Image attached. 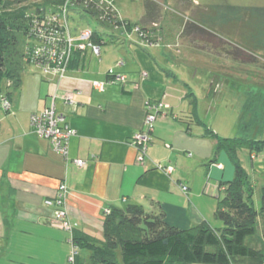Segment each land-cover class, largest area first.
I'll return each instance as SVG.
<instances>
[{"label": "crops", "instance_id": "obj_1", "mask_svg": "<svg viewBox=\"0 0 264 264\" xmlns=\"http://www.w3.org/2000/svg\"><path fill=\"white\" fill-rule=\"evenodd\" d=\"M165 9L146 1L139 23L149 27L160 21L158 44L114 40L102 46L100 56L87 49L64 75L29 66L11 110L0 103V264H69L73 232L59 228L54 209L46 205L61 184L67 185L76 236L103 241L106 211L132 205L161 209L170 225L183 230L213 223L220 183L232 180L234 169L225 153L215 160V144L193 112L213 126L200 116L192 101L196 95L185 103L187 89L173 72L186 56L196 55L202 28L180 12L164 15ZM214 50L219 55L214 64L232 62L223 44ZM148 101L167 106L152 129L145 125ZM53 105L75 131L67 157L31 124L33 115ZM208 107L205 115L215 111ZM138 133L151 138L142 160L133 140ZM239 158L248 173L255 171L258 157L242 151ZM77 160L86 166L78 167ZM90 253L81 250L82 259Z\"/></svg>", "mask_w": 264, "mask_h": 264}, {"label": "trees", "instance_id": "obj_2", "mask_svg": "<svg viewBox=\"0 0 264 264\" xmlns=\"http://www.w3.org/2000/svg\"><path fill=\"white\" fill-rule=\"evenodd\" d=\"M98 1L0 0L2 108L4 100L11 105V98L21 92L23 75L29 66L42 68L50 63L51 56L47 54L55 45L51 43L55 39L54 31L62 28L60 22L50 26L47 23L53 17H60L65 8L68 21L71 12H77L97 25L92 29L90 40L80 39L81 32L75 35L70 29L75 47L67 70L84 58L87 49L97 56L92 47L101 49L108 44L106 37L111 42L119 40L117 36L104 34L103 30L130 35L134 28H139L143 34V37L138 34L141 41L149 45L160 42L159 28L133 26L117 12L106 11ZM24 40L35 42L25 44ZM80 44L85 45L84 50L76 47ZM42 48L45 52L37 54ZM61 54L59 48L58 58ZM193 116L214 142L215 160L225 153L235 169L232 180L220 183L221 196L217 200L213 223L183 230L170 225L161 209L147 212L142 206L135 205L114 208L106 214L103 241L76 236L73 230V244L78 249L74 264H264V185L261 206L257 209L254 201L256 184L239 158L242 151H247L253 159L264 151V92L260 89L248 92L240 116L239 135L235 138L220 137L195 112ZM81 250L90 251V257L82 259Z\"/></svg>", "mask_w": 264, "mask_h": 264}, {"label": "rangeland", "instance_id": "obj_3", "mask_svg": "<svg viewBox=\"0 0 264 264\" xmlns=\"http://www.w3.org/2000/svg\"><path fill=\"white\" fill-rule=\"evenodd\" d=\"M166 7L170 11L163 10L164 15H172L171 11L180 12L187 21L192 18L202 28V35H197L201 41L196 45V55L186 56L185 61L173 70L180 80L178 85L187 89L185 103L189 105L193 99L191 94L196 95L197 99L192 101L199 104L200 116H207L206 121L213 130L223 138L237 137L248 92L258 89L264 92V0H167ZM115 9L122 19L134 26L145 16L146 1L116 0ZM69 26L72 33L97 28L92 19L77 12H71ZM103 33L125 42L139 41L136 34L129 37L119 31L103 30ZM106 40L108 44L103 47L111 42L107 37ZM28 42L35 41L24 40L25 44ZM222 44L231 51L233 59L218 66L212 60L219 57L213 48ZM208 106L215 111L205 115L202 111L208 110ZM257 163L255 171L248 169V174L257 187L254 201L259 209L264 185V151L258 155ZM250 166L247 164L248 168ZM233 173L231 179L235 176V169Z\"/></svg>", "mask_w": 264, "mask_h": 264}, {"label": "built area", "instance_id": "obj_4", "mask_svg": "<svg viewBox=\"0 0 264 264\" xmlns=\"http://www.w3.org/2000/svg\"><path fill=\"white\" fill-rule=\"evenodd\" d=\"M146 1L159 4L169 10V8H167L166 5L163 4L164 0H146ZM115 2L116 0L98 1L99 5L102 8H105L106 11H110V12H117L115 9ZM58 22H60V27L62 29L54 31L55 34L53 35L55 39H53L51 43H55V45L53 49L47 54L51 56L49 58L50 63L43 66L42 69L45 73H54V74L56 73L59 75H64L67 71V66L71 58L72 48L73 46L75 47L74 39L70 33V28L68 27L69 21L67 18L66 8L63 10L62 15L60 17H53L50 20V23L49 24L47 23V25L50 26V24L58 23ZM42 26H45V22H42ZM152 27L159 28V25L153 24ZM131 34H136L137 36L138 34H140V36L143 37V34L140 32L139 28H134ZM131 34L127 36L130 37ZM79 38L82 40H90L92 38V30H83L80 33ZM76 47H78L80 50L85 49V45H81V44L77 45ZM59 48L62 49V54H61L62 56L60 58H58L57 56ZM92 49L94 51V54H96L97 56L101 55V49L99 47L93 46ZM44 52L45 50L42 48L38 50L37 54H43ZM113 74H114L113 71H111L110 75ZM118 79L123 82L125 81V77L123 76H118ZM66 101L72 102V96L67 95ZM2 105L4 110L6 111H9L11 109V105L7 100H4ZM166 107L167 106L162 101H157L155 103L149 101L146 102L147 117L145 120V125L149 127V129L153 128L157 120V117L162 113L164 109H166ZM31 124L35 132H37L40 136L48 139L51 142L52 147L56 153L62 155L63 157L68 156L69 142L70 139L75 135V131L65 123L64 117L56 111L54 105L47 108L43 113L39 115H33ZM133 140L135 143L134 145L137 147L139 151V160H142L147 152L151 138L148 133H138L133 137ZM75 163L78 167L86 166V162L82 160H77L75 161ZM168 171L171 172L172 169L170 168L168 169ZM181 189L184 193L188 192L187 186L182 185ZM67 191H68L67 185L61 184L58 189L56 198L53 200L46 201V205L54 209L55 224L59 228L72 233L73 226L70 221L69 210L67 206ZM109 213L110 210L106 211V214ZM71 240L73 247H72L71 256L69 257V264H74L75 257L78 254V249L73 244V237Z\"/></svg>", "mask_w": 264, "mask_h": 264}]
</instances>
